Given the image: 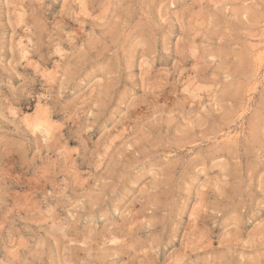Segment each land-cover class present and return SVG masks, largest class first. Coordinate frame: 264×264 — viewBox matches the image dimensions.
Instances as JSON below:
<instances>
[{
    "label": "rangeland",
    "instance_id": "1",
    "mask_svg": "<svg viewBox=\"0 0 264 264\" xmlns=\"http://www.w3.org/2000/svg\"><path fill=\"white\" fill-rule=\"evenodd\" d=\"M0 264H264V0H0Z\"/></svg>",
    "mask_w": 264,
    "mask_h": 264
}]
</instances>
